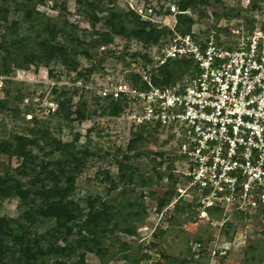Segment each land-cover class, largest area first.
Listing matches in <instances>:
<instances>
[{"label":"rangeland","instance_id":"rangeland-1","mask_svg":"<svg viewBox=\"0 0 264 264\" xmlns=\"http://www.w3.org/2000/svg\"><path fill=\"white\" fill-rule=\"evenodd\" d=\"M170 1L115 0L114 5L126 12L127 9L131 10L130 6L147 7L161 2L167 4ZM35 2H37L36 10L46 17L58 21L65 18L79 31H85V33L78 32V35L92 47V59L86 60L78 55L76 61L79 66L76 72L53 61L48 67L33 66L27 72L16 74L13 72L15 69H12L9 74L3 75L1 66L3 52L0 51V138L9 141L15 135L22 134L33 138L29 131L48 130L63 144L77 139L74 142L76 150L86 147L90 150L91 156L87 159L82 171L75 177V188L70 199L84 209V201L87 198H100L108 203L113 200L119 202L118 195L125 190L127 202L135 205L142 203L145 209L142 221L132 219L129 223L135 228L134 234H127L116 229L102 241L101 249L108 252L105 264H177V261L183 258L186 260L191 258L193 260L191 264H264L262 219L246 221L244 226H239L233 239L235 243L231 244L227 254L213 256L209 253L213 246L221 247L224 244L226 247L229 246L226 244L229 238L223 235V229H219L218 221L201 219L198 215H194L192 211L195 210L189 202L169 203L162 210H158V202L165 196L170 183L167 177L158 180L153 172L160 168V172L169 174L176 168L178 156L172 135L157 129L146 137V141L138 150L130 152L127 150L128 142L133 133L140 131V127L133 125L123 112L117 116L111 115L105 110L107 105L98 100V93L105 86L107 75H114L117 79L127 76V70L130 74H134L136 71L132 63L136 62L140 66H145L146 63L141 56H147L150 60L155 47L145 48L137 42L120 37H113L112 42L107 43V29L103 22H98L92 27L75 0H43L42 3L35 0ZM10 6L12 9L8 14L7 23L0 21V42L4 25L8 26L12 22L22 24V13L14 11L13 5ZM258 7L257 10H251L250 0H222L221 3L208 0L207 4L199 2L194 9H187L184 15L193 18L196 22L193 26L195 32L202 34L209 29H214L220 35L222 42H231L254 28L263 30L264 2H260ZM224 8L238 9L240 14L238 17H225ZM98 16L103 18L107 16V13ZM233 31H238V34H234ZM17 34L20 37L26 36L27 25L21 27ZM57 42H65V39L58 35ZM90 69L95 71L86 76L85 72ZM49 70L51 74H48ZM79 72L85 77L77 80ZM54 89L57 92H66V97L72 100L70 110L73 114L70 122L47 114V109L52 105L57 111V104L54 101L56 96L52 92ZM75 89H78V93H75ZM82 102L86 104L88 119L79 122L74 113ZM31 117L37 124L30 120ZM31 150L39 156L40 161L53 162L61 158L59 153H51L49 149L44 148L41 142L38 147H33ZM159 163L162 164L161 167L157 166ZM20 164L21 160L16 157L0 155V173L15 169ZM120 164L132 166L135 164L138 178L131 184L121 183L115 191H112L110 182H118ZM141 176L152 178L151 184L141 187L139 185ZM23 181L26 182V179ZM178 182L182 183V179ZM174 198L175 196L171 200L173 201ZM21 214L17 198L0 202V218L17 220L21 218ZM227 222L234 223V219L231 217ZM53 227V221L44 222L37 226L36 232L43 234L52 230ZM201 237L209 238L207 242H199L200 244L208 243L207 247H204L206 251H201L203 247L194 248V244L198 243L197 239ZM74 239L76 236L71 237L70 241ZM249 244L258 246L255 260L251 263L246 261L249 258L247 254ZM62 261L58 259V262ZM76 261L77 258H72L67 264H73ZM85 264L103 263L94 254L86 253Z\"/></svg>","mask_w":264,"mask_h":264},{"label":"trees","instance_id":"trees-1","mask_svg":"<svg viewBox=\"0 0 264 264\" xmlns=\"http://www.w3.org/2000/svg\"><path fill=\"white\" fill-rule=\"evenodd\" d=\"M172 1L177 2L180 11L194 9L199 2L204 4L208 2V0H171L170 2ZM215 1L221 3L222 0ZM42 2L43 0H38V3ZM75 2L82 8L92 27L98 22H103L107 29V43H111L113 37L137 42L145 48L163 47L169 42L171 32L168 29L141 20L135 11L119 10L114 5L115 0H75ZM260 2H264V0H250V9L257 10ZM36 3L35 0H0V21L7 23L8 14L12 9L10 5H13L14 11L22 13V24L12 22L8 26L4 25L2 29L0 42V51L3 52L2 74H9L12 69H15L13 72L16 74L27 72L33 66L48 67L53 61L76 72L79 66L76 61L78 55L86 60L92 59V47L81 40L78 35V32L85 33V31H79L65 18L58 21L46 17L36 10ZM109 5L112 6L109 7ZM105 12L107 16L103 18L98 16ZM165 13L163 12V14ZM239 14L238 9L224 8L225 17H238ZM176 19L179 33L185 35L192 32L196 23L193 18L178 14ZM25 25H27L28 34L20 37L17 32ZM58 35L63 36L65 42H57ZM141 57L146 65L150 63L147 56ZM94 71V69L87 70L86 76L91 75ZM195 71L196 66L191 59L172 60L153 71L152 82L154 85H172L185 75L195 73ZM48 74H51L50 70ZM82 77L85 76L80 72L77 73V80ZM127 77L131 82L138 84L137 74L129 73ZM52 92L56 96L54 101L57 104V111L52 115L70 122L73 114L70 110L71 98L66 97L67 93L63 91L57 92L54 89ZM75 93H78V89H75ZM97 98L107 105L105 110L113 116L121 114L126 105L123 99L112 100L100 96ZM74 114L77 121H86L88 119L86 104L82 102ZM30 120L37 124L32 117ZM157 129L140 127V131L133 133L129 140L127 150L130 152L138 150L146 141V137L156 132ZM29 133L33 138H29L25 134L15 135L9 141L0 138V155L16 157L21 160V164L17 168L0 173V202L9 198H17L22 211L21 218L17 220L7 217L0 218V264H67L72 258H77L73 264H85L86 253L94 254L105 264L108 252L101 249L102 241L116 229L127 234H134L135 228L129 223L132 219H136L138 222L142 221L145 215L142 203L135 205L127 202V194L125 190H122L118 195L119 202L113 200L108 203L100 198L92 199L90 197L85 199V208L81 209L80 205L70 197L75 188L76 175L82 171L87 159L91 156L90 150L86 147L76 150L74 142L77 139L71 143L63 144L54 138L48 130L29 131ZM39 142L51 153H59L61 158L53 162L40 161L39 156L31 150L33 147H38ZM161 165V163L157 164L158 167ZM153 174L158 180L167 177L170 183L165 196L158 202V210H162L171 203L181 177L171 171L169 174L160 172V168ZM136 175L137 166L135 164L134 166L120 164L118 166L119 180L117 183L111 181L110 189L115 191L121 183H133L138 178ZM23 179H26V182ZM151 182L152 178L142 176L139 178L141 187H147ZM192 213L197 215L196 211H192ZM208 216L209 219L219 221L222 214L220 210L209 209ZM232 218L234 223L227 222L222 228L223 235L229 238V243L233 241L239 226H244L246 221L262 219L261 210H257L255 213L236 212ZM50 221L54 223L52 230L43 234L36 232L37 226ZM120 226L123 227L120 228ZM73 236H76V239L70 241ZM197 241L198 243L207 242L209 238L201 237ZM201 245H203L201 251H206L204 247H207L208 243ZM257 247V244L254 246L249 244L247 248L249 258L247 257L246 261L251 263L255 260ZM209 253H211V249ZM58 259L63 261L58 262ZM192 261L191 258H187V260L183 258L177 261V264H191Z\"/></svg>","mask_w":264,"mask_h":264},{"label":"built area","instance_id":"built-area-1","mask_svg":"<svg viewBox=\"0 0 264 264\" xmlns=\"http://www.w3.org/2000/svg\"><path fill=\"white\" fill-rule=\"evenodd\" d=\"M130 9L141 20L168 29L169 42L154 48L145 67L132 63L138 84L126 75H107L99 96L123 99V113L133 125L172 135L178 161L171 172L182 179L172 204L191 203L201 219H209V209L220 210L219 229L236 212L261 210L264 222L263 30L222 42L214 29L179 33L176 16L187 11H180L176 1ZM182 58L195 63V73L172 85L153 84V71ZM55 111L49 106L47 114ZM234 243L213 246L211 254L225 255Z\"/></svg>","mask_w":264,"mask_h":264}]
</instances>
